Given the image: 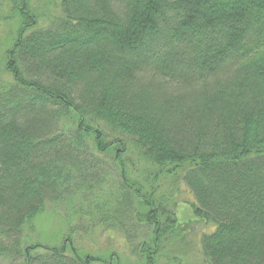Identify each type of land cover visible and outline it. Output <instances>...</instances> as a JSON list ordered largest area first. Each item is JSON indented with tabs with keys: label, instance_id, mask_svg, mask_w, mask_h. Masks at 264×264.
Segmentation results:
<instances>
[{
	"label": "trees",
	"instance_id": "16d2710c",
	"mask_svg": "<svg viewBox=\"0 0 264 264\" xmlns=\"http://www.w3.org/2000/svg\"><path fill=\"white\" fill-rule=\"evenodd\" d=\"M0 11L8 264H119L24 233L46 205L102 184L107 155L118 194L93 221L123 231L133 264H184L174 245L197 264H264V0H0ZM130 153L148 163L144 180ZM181 186L196 250L169 199Z\"/></svg>",
	"mask_w": 264,
	"mask_h": 264
},
{
	"label": "rangeland",
	"instance_id": "374dc122",
	"mask_svg": "<svg viewBox=\"0 0 264 264\" xmlns=\"http://www.w3.org/2000/svg\"><path fill=\"white\" fill-rule=\"evenodd\" d=\"M7 14L0 11V45L5 38L8 25L5 26L3 18ZM2 22V23H1ZM9 82L7 76L0 72V82ZM138 156V154H137ZM132 163H134V170L138 175V180H144L148 175L149 165L141 159H137L133 153L128 155ZM139 157V156H138ZM103 166L102 184L91 190V193L81 196L79 191L73 193L70 199L63 200L62 202L52 203L46 205L41 213L37 215L32 221L30 228L25 229L26 244L31 245V242L40 243L44 246H58L66 242L67 246H72L75 251L78 250L82 256H94L103 258H113L118 260L119 264H133L135 258L130 256V251L127 250L126 240L123 239V231L105 227L98 224V221H93L96 213L97 205L108 203L111 204L112 199L117 198L119 174L117 165L113 162L111 155L99 156ZM159 194H168L171 189L167 183L161 182L159 185ZM174 202L176 207V215L178 216L179 224L184 226V223L191 221V226L195 225L193 215L191 214V205L189 193L180 187V192L176 189L174 195L169 198ZM110 208V207H109ZM190 226V225H189ZM191 231L183 235L185 242L192 244L195 248L197 243L196 235L201 228H191ZM107 228V229H104ZM130 228L127 229L132 235L134 241H130L132 245L141 242L145 238V230L143 228ZM130 238V239H131ZM64 239H70L69 242ZM31 243V244H29ZM180 249V254L187 253L182 257L185 261L184 264H197L196 259H193L189 254L191 248L176 246ZM196 250V248H195ZM38 254L40 251H36ZM189 254V255H188ZM169 257L175 256V251L167 253ZM0 264H8V262L0 256ZM162 264V263H161Z\"/></svg>",
	"mask_w": 264,
	"mask_h": 264
}]
</instances>
